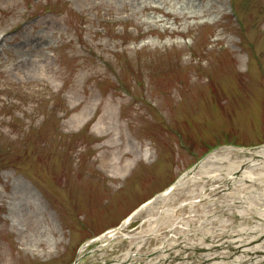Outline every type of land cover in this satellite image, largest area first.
Here are the masks:
<instances>
[{
	"label": "rangeland",
	"instance_id": "rangeland-1",
	"mask_svg": "<svg viewBox=\"0 0 264 264\" xmlns=\"http://www.w3.org/2000/svg\"><path fill=\"white\" fill-rule=\"evenodd\" d=\"M262 147L264 0H0V264H199L264 179L186 174Z\"/></svg>",
	"mask_w": 264,
	"mask_h": 264
},
{
	"label": "bare ground",
	"instance_id": "bare-ground-1",
	"mask_svg": "<svg viewBox=\"0 0 264 264\" xmlns=\"http://www.w3.org/2000/svg\"><path fill=\"white\" fill-rule=\"evenodd\" d=\"M82 121H85V119H82ZM250 158L251 159L241 161H232L228 157L221 158L216 155H212L209 156L198 168L201 170L203 176H210V179L224 180L225 178V183H228L230 187H232L233 183H239L241 188L244 189L247 182L259 183V181L264 179L263 173H256L257 170L264 169V153L260 152L258 154L251 155ZM193 177L194 176L191 178V182L197 183V181L201 179H194ZM259 184L263 187L260 194L256 193L253 196H245L241 194L237 196L234 201H232V205H238L235 210L237 211V217L243 221V223L241 222L242 226L238 227L239 229L237 228L234 232L230 230L223 235L220 240L212 243L210 246L204 247L207 252L203 258H200L202 262L199 264H264V184ZM181 186L183 187L184 185ZM163 199H166V197ZM202 199L204 202L210 203L214 200L211 197L204 196H202ZM194 202L196 203L195 199L192 204H194ZM163 205L165 204L163 203ZM174 211L176 210L174 209ZM174 211L164 208L158 213V215H160L164 221H167L170 217L172 218ZM251 212L254 214L252 217L257 219V221L253 223L251 221L250 224H246L248 222L246 221V218H248L247 216ZM158 219L159 218L151 217L150 221L152 222H150L151 226H149V235L146 237L152 238L155 236V231H157L160 226V224H158ZM153 221H155V223H153ZM230 224L231 223L226 220L223 224H221V226L227 228ZM182 225L184 231H186L189 227L188 223H183ZM178 230L179 232H183L181 227H179ZM210 237L211 239L213 238L212 236ZM179 242L181 243L177 247L180 248L182 246L181 249L185 250L187 246L186 241L181 239ZM135 243V251L133 253H127L125 259L121 262L126 263V260L128 261L130 259L134 261L138 256V251L142 244L145 243V238L143 239L142 237L139 242ZM164 246L165 248L160 252V258L164 260V263L168 264V252L170 253L172 248H170L167 244H164ZM230 253L232 256L228 257ZM187 257L188 256H184L182 259L186 261L188 260ZM121 262H116V264H123ZM149 264L160 263L159 261H155L154 263Z\"/></svg>",
	"mask_w": 264,
	"mask_h": 264
}]
</instances>
